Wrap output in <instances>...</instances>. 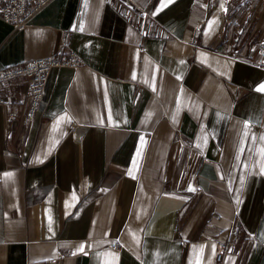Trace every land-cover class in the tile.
<instances>
[{"label":"crops","instance_id":"1","mask_svg":"<svg viewBox=\"0 0 264 264\" xmlns=\"http://www.w3.org/2000/svg\"><path fill=\"white\" fill-rule=\"evenodd\" d=\"M71 51L0 83V264H264V0L0 17V71Z\"/></svg>","mask_w":264,"mask_h":264},{"label":"built area","instance_id":"2","mask_svg":"<svg viewBox=\"0 0 264 264\" xmlns=\"http://www.w3.org/2000/svg\"><path fill=\"white\" fill-rule=\"evenodd\" d=\"M53 0H0V17L15 29L24 30L31 19L42 11ZM132 1V0H128ZM82 60L79 55L71 51L62 56H50L31 62L14 65L0 71V83L9 82L16 78H25L28 82L31 101L30 117H34L44 96V91L50 74L54 68H77ZM1 103L5 101L0 100ZM118 247V243L111 245ZM230 242L218 244L216 263L220 264L228 252Z\"/></svg>","mask_w":264,"mask_h":264},{"label":"snow or ice","instance_id":"3","mask_svg":"<svg viewBox=\"0 0 264 264\" xmlns=\"http://www.w3.org/2000/svg\"><path fill=\"white\" fill-rule=\"evenodd\" d=\"M260 90H264V86H261V89Z\"/></svg>","mask_w":264,"mask_h":264}]
</instances>
